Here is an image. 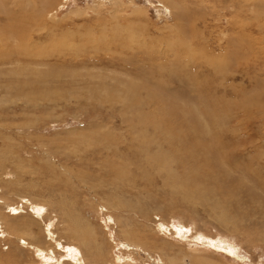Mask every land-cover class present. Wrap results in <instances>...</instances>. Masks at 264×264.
<instances>
[{"label": "rangeland", "instance_id": "1", "mask_svg": "<svg viewBox=\"0 0 264 264\" xmlns=\"http://www.w3.org/2000/svg\"><path fill=\"white\" fill-rule=\"evenodd\" d=\"M0 264H264V0H0Z\"/></svg>", "mask_w": 264, "mask_h": 264}, {"label": "bare ground", "instance_id": "2", "mask_svg": "<svg viewBox=\"0 0 264 264\" xmlns=\"http://www.w3.org/2000/svg\"><path fill=\"white\" fill-rule=\"evenodd\" d=\"M22 26H23V25H22ZM20 32H21V31H20ZM26 32H27V31H23V32H21V34H22V35H25ZM28 32H29V34H31V30H30V29H28ZM45 47H46V46H45ZM145 141H146V140H145ZM149 143H151V142H149ZM149 143H148V144H149ZM152 143H153V142H152ZM149 146H150V145H149ZM147 147H148V146H147ZM157 148H158V147H157ZM148 149H149V148H148ZM160 152H161V151H160ZM171 153H172V152H171ZM181 154H182V153H181ZM157 155H158V154H155V155H154V158H157V157H158ZM161 155H162V154H161ZM155 156H157V157H155ZM167 156H168V155H167ZM177 156H178V155H177ZM170 159H171V158H169V160H170ZM155 161H156V160H155ZM171 161H172V160H171ZM177 161H179V160H177ZM151 162H152V161H151ZM180 162H181V160H180ZM152 163L155 164L154 162H152ZM160 163H162V162H160ZM160 163L158 162V165H159ZM171 163L173 164L174 162H171ZM166 164H167V163H166ZM175 164H176V163H175ZM204 164H205V163H204ZM156 165H157V164H156ZM206 165H207V164H206ZM168 166H171V164L168 165ZM177 166H178V165H177ZM197 166H198V165H197ZM203 166H204V165H203ZM198 168H199V167H198ZM201 169L203 170V168H201ZM165 170H166V169H165ZM172 170H173V169H172ZM166 171H167L168 174L171 173V172H170V171H171L170 169H167ZM166 175H167V174H166ZM168 176L170 177L171 175H168ZM172 176H173V175H172ZM170 181H171V180H170ZM170 184H171V183H170ZM169 187H170V186H169ZM172 190H173V192L176 190L175 185H172ZM191 198H192V197H191ZM189 201H190V200H189ZM38 211L41 212L40 209H38Z\"/></svg>", "mask_w": 264, "mask_h": 264}]
</instances>
